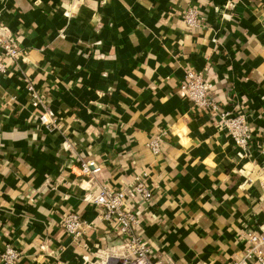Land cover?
<instances>
[{"label":"crops","instance_id":"1","mask_svg":"<svg viewBox=\"0 0 264 264\" xmlns=\"http://www.w3.org/2000/svg\"><path fill=\"white\" fill-rule=\"evenodd\" d=\"M190 6L197 27L183 20ZM1 23L23 54L0 78V251L16 246L18 264H120L117 228L86 196L144 172L153 201L128 206L155 258L242 254L245 229L264 225V0H0ZM188 67L222 106L247 113L246 151L185 98ZM46 108L59 127L39 123ZM163 130L154 154L148 142ZM88 158L99 172L81 171ZM70 211L94 223L81 242L61 225Z\"/></svg>","mask_w":264,"mask_h":264},{"label":"built area","instance_id":"2","mask_svg":"<svg viewBox=\"0 0 264 264\" xmlns=\"http://www.w3.org/2000/svg\"><path fill=\"white\" fill-rule=\"evenodd\" d=\"M188 26L201 25L200 10L195 6L186 8L182 14ZM23 51L20 49L15 36L10 28L0 24V78L7 73V61H16L21 58ZM213 82L202 71L186 68L184 78L180 84L185 98L196 111L207 110L216 118L219 126L233 139L239 150L246 151L252 138L247 113L243 109L233 112L224 107L213 96ZM27 89L36 98L40 97L32 83H27ZM39 123L48 128L59 127L60 123L56 113L51 108H46L39 116ZM166 131L152 134L148 146L154 154L163 150V136ZM80 169L87 174H95L101 170L100 164L93 158L84 159ZM145 173L137 174L134 179L120 188L102 185L97 193H90L86 199L94 204L97 217L105 220L110 226L115 225L117 233L122 240L123 251L118 257L120 264H163L152 255L149 243L139 232L141 218L134 209L128 206L130 197H139L151 203L154 192L145 177ZM264 186V180H263ZM62 227L76 242H81L93 222L83 218L75 211L68 212L62 222ZM245 246L242 254L231 261V264H264V225L260 228L247 227L244 231ZM21 260V251L11 243H6L0 251V264H18Z\"/></svg>","mask_w":264,"mask_h":264}]
</instances>
